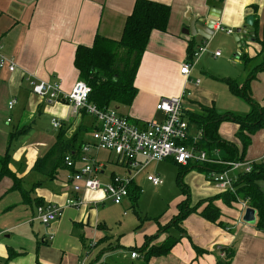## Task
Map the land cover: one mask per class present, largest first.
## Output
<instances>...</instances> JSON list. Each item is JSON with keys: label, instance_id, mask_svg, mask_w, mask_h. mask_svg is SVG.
Instances as JSON below:
<instances>
[{"label": "crops", "instance_id": "1", "mask_svg": "<svg viewBox=\"0 0 264 264\" xmlns=\"http://www.w3.org/2000/svg\"><path fill=\"white\" fill-rule=\"evenodd\" d=\"M150 1L170 7L167 29L166 32L151 33L135 78L137 94L131 106L117 109L139 127L149 122L161 123L164 115L156 111L157 103L161 99L178 96L184 89L188 96L183 107L194 109L198 105L216 106L218 96L203 85L201 76L204 75L195 73L196 80L191 78L197 66L212 78L220 77V74L208 66L210 62L220 65L230 63L239 69L242 65L243 71L240 69L238 78L223 77L238 84L240 77L245 74L243 86L254 68L263 62L264 0ZM134 2L0 0V57L15 65L12 72L8 71L7 64L0 68V160L8 156L7 168L12 173L0 178V264H81L86 247L91 242L95 246L90 251L87 264H264V230L260 231L255 224L248 225L242 221L243 212L239 204L226 207L221 201L215 202L221 211L220 221L225 224V228L191 214L180 225L184 231L182 236L175 229L166 232L161 230L177 214L176 211L167 221L156 223L143 221L136 216V229L116 236L106 227L113 208H106L107 203L112 202L102 189L82 191L79 196L83 204L79 208L67 207L66 200L72 196L67 180L68 171L57 169L50 179L33 170L36 161L56 143L59 131L62 132L63 140L83 132L78 139L90 143L95 123L84 111L73 116L71 106L64 101L45 102L32 93L30 80L57 81L62 92L69 93L79 81L73 65L76 48L90 46L95 35L120 40ZM211 12L219 17L211 38L205 40L196 35L186 40L189 22L205 19ZM249 16L253 17V23L244 33L245 20ZM228 30L233 33L228 34ZM236 31L241 32L239 42L233 37ZM249 31L254 33L253 43L250 42ZM189 42L193 43L195 52L203 45L206 51L186 79L180 73V67L192 61L187 60ZM217 51L220 52L219 56L214 55ZM241 55L247 56L246 64L242 63ZM252 62H256V65L247 68ZM249 89L250 94L258 92L257 104L264 107V71L256 73L249 83ZM10 102L13 103L11 108L8 106ZM52 119L60 121L61 130H49ZM42 121L46 128H40ZM223 128V124H220V137L235 143ZM237 129L235 127V131ZM199 131L190 128L189 133L195 136ZM261 131L264 130L256 134ZM256 134L251 137V141L256 139ZM262 153L264 155V146ZM112 154L115 155L92 149L89 152L102 165L97 175L101 187L118 176L114 169L107 170ZM219 155L215 157L219 158ZM248 155H245L244 160L257 161L263 157L248 158ZM115 158V164L123 171L119 177L134 176L131 183L138 188L134 179L145 172L150 163L133 175L129 174L126 164H119L116 155ZM194 165L188 163L179 167L189 174L198 172L202 187L200 193L203 195L201 201L221 193L213 183L214 189L203 188L209 185L208 173ZM13 178L18 179L22 190H13ZM132 201V195H129L120 205L112 204L122 206L128 203L129 207ZM40 204L63 207L61 217L48 227L41 225L35 213ZM233 209L237 211L234 223L230 221L233 219ZM123 216H126L125 212ZM169 237L179 241L166 255L144 258L138 252L145 247H159ZM133 252L137 253V258L130 257Z\"/></svg>", "mask_w": 264, "mask_h": 264}, {"label": "trees", "instance_id": "2", "mask_svg": "<svg viewBox=\"0 0 264 264\" xmlns=\"http://www.w3.org/2000/svg\"><path fill=\"white\" fill-rule=\"evenodd\" d=\"M222 1L220 0V2ZM170 11V7L165 4L150 0H135L132 12L126 19L120 40L115 41L95 35L90 46L76 48L73 65L78 72L79 80L85 82L91 90L87 99L88 104L95 105L98 109L108 107L118 109L121 106H131L137 94L135 78L150 35L153 31L166 32ZM194 53L193 43L189 42L187 60H192ZM241 61L246 64L247 56L241 55ZM261 71H264V60L254 68L242 87H238L231 80H225L234 95L251 104L250 112L244 116L232 113L220 114L214 106L198 105L194 110L183 107V118L187 122L189 130L195 128L202 131V136L197 143L193 144L192 137L187 143L193 144L196 149L204 151L208 157L221 162L243 161L246 150L251 144V137L258 131L264 130V107L259 106L249 96V83L255 78L256 73ZM226 120L237 124L235 138L241 144L242 151L237 148L235 143L220 137L219 126ZM137 126L139 125L137 124ZM140 127H144V125ZM58 130H61V127ZM82 133L77 132L71 139L63 140L62 132L59 131L56 143L49 152L36 161L33 170L51 179L57 169H66L63 159L67 154H76L84 144L78 139ZM215 152L220 154L219 158L215 157ZM0 162L2 165L0 178L12 175L7 168L8 156L2 158ZM172 163L174 162L172 161ZM194 166L206 174L210 171L222 173L228 169L224 164L213 163H201ZM182 173H187V171L182 170ZM13 181V190H22L19 188L18 179L13 178ZM261 183H264V165L254 164L249 173L238 175L234 184L235 193L221 191V193L202 200L192 207L188 204V198L182 199L177 205V214L169 223L162 226L161 230L166 232L175 229L182 236L184 231L180 225L191 214H197L207 222L225 228V224L220 221L221 211L215 202L221 201L226 207H231L242 200L247 202L248 207L256 211L255 227L262 231L264 230V190ZM138 191V188L134 187L132 183L129 184L128 196L132 195L133 202L137 200ZM21 192L23 193V191ZM177 241L179 239L169 237L159 247H145L139 249L138 252L142 253L144 258L166 255ZM231 255L232 251L229 257ZM221 264L226 263L221 262Z\"/></svg>", "mask_w": 264, "mask_h": 264}, {"label": "built area", "instance_id": "3", "mask_svg": "<svg viewBox=\"0 0 264 264\" xmlns=\"http://www.w3.org/2000/svg\"><path fill=\"white\" fill-rule=\"evenodd\" d=\"M228 34L233 31L228 30ZM206 51L203 45L194 53L192 61L183 63L180 73L188 78L191 69L200 56ZM219 56L220 52L214 53ZM7 64L8 71L15 69L13 62L0 57V68ZM31 91L47 103L64 101L71 106L73 116H78L82 111L94 119V129L91 132V142L84 143L76 154L65 155L63 162L68 171L67 180L70 184L72 196L66 200L67 207L79 208L83 202L79 194L82 191H95L102 189L113 204L120 205L128 197V186L134 176H114L111 182L101 187L97 175L101 170V163L89 155L90 150L107 151L117 156L120 164H126L129 174L136 175L151 162L172 160L174 163L185 166L188 163L224 164L228 169L222 173L208 172V177L220 191L235 193V182L241 173H249L254 164L264 165V155L257 161L221 162L208 157L204 151L196 149L202 132L195 136L190 135L188 124L183 118L184 100L188 92L182 90L176 97L161 99L155 109L164 115L161 123L149 122L144 127H139L122 115L114 107L98 109L95 105L88 104L87 99L90 88L83 81H77L69 93H63L57 81L30 80ZM13 105L8 104L9 108ZM9 121V120H8ZM53 129L58 130L61 123L57 119L51 120ZM192 137L193 144H188ZM218 152H215V155ZM146 180L157 187L162 184L160 177L147 175ZM241 211L244 214L248 207L246 201L239 200ZM63 207L53 204H42L36 207V219L41 225L48 227L62 215ZM243 217V216H242ZM95 246L94 242L86 247L81 264H87L90 251ZM132 259L137 258V253H131Z\"/></svg>", "mask_w": 264, "mask_h": 264}, {"label": "rangeland", "instance_id": "4", "mask_svg": "<svg viewBox=\"0 0 264 264\" xmlns=\"http://www.w3.org/2000/svg\"><path fill=\"white\" fill-rule=\"evenodd\" d=\"M219 39L222 40L221 38ZM232 59H234V57ZM259 61L260 60H257V62ZM251 65L255 66L256 62L255 64L254 62H252L247 66V68ZM208 66L211 67L214 72L220 74V77L214 76L210 78V76H207V74L202 71L199 66H197L195 68L194 75L191 78L192 80H196L195 73L200 76L204 75L201 76V78L204 79L203 85L215 92L218 96L215 110L220 114L232 113L241 116H244L248 112H250L251 104L245 99L234 95L229 90V87L225 82V80L228 78L223 77L234 76L235 78H238L240 69L242 70L243 66L241 65L239 69L230 63L226 65H220L212 64L211 62L208 64ZM240 78L241 79H239L238 84L235 80L234 81L239 87H242L241 84L246 79V75L244 74V76ZM250 93L251 91L249 89V96H252L251 98L257 103V100L259 99L258 92L256 91V93L253 92L252 94ZM188 110L194 109L188 107ZM221 124H223L225 134H228V136L232 140H235L234 142L236 143L237 148L242 151L241 144L236 140V138L234 139V133L237 131H235V127L237 128V124H235L231 120L223 121ZM44 127L46 128L44 122L42 121L40 123V128L42 129ZM51 129L56 131L55 129H53L52 125L51 128L49 126L50 131ZM255 137L256 139L253 138L250 146L247 148L248 151L246 150L245 155L249 154L248 158L249 156L258 158L259 156L261 157L263 155L262 151L264 146V131L259 132ZM115 160V155L112 154L109 165L107 166V170L114 169L118 176H122V168L115 164ZM197 173L198 172L195 171H193L191 174H189L188 172L182 173V170L179 166L167 160L151 162L145 172L141 173L134 179V183L138 186L139 191L136 202H131L132 206L128 207V203L122 206H115L112 204L113 202L107 203L106 208H113V210L109 214L108 223L106 224L107 229L111 234H114L116 236L123 233L132 232L136 229V226L138 224L136 216H138L143 221H148L151 223H156L157 221H167L168 218L172 216V213H176L177 205L183 198L184 200L188 198V204L190 205V207L196 205L201 201L200 198L203 197V195H201L200 193V188L202 187L200 178L198 176L199 174ZM148 174L158 175L162 180V184L157 187L153 186L146 180V175ZM207 179L210 180V177H207ZM208 182L209 185L207 187L204 186L203 188H213L212 182ZM261 187L264 190V183H261ZM231 211L233 219H231L230 221L234 223V221H236L237 219V211L234 209ZM124 212L126 213V216H123ZM215 260L217 261L216 258Z\"/></svg>", "mask_w": 264, "mask_h": 264}, {"label": "water", "instance_id": "5", "mask_svg": "<svg viewBox=\"0 0 264 264\" xmlns=\"http://www.w3.org/2000/svg\"><path fill=\"white\" fill-rule=\"evenodd\" d=\"M206 21V22H205ZM219 21V17L214 13H210L207 15V17L201 18V19H196L194 21L189 22L188 30H187V36H185L186 40H189L190 37H195L196 35L202 37L205 40H209L211 36L213 35L214 32V25L216 22ZM253 23V17L249 16L245 20V28L243 29L242 32L246 33V30L251 28ZM239 33L240 31L234 32V40L236 42H239ZM249 37L250 42H254V33L252 31H249ZM242 221L248 225H254L256 221V211L250 207H247L244 211Z\"/></svg>", "mask_w": 264, "mask_h": 264}]
</instances>
